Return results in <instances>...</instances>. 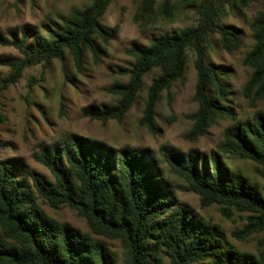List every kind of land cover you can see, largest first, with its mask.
Here are the masks:
<instances>
[{"label":"trees","instance_id":"trees-1","mask_svg":"<svg viewBox=\"0 0 264 264\" xmlns=\"http://www.w3.org/2000/svg\"><path fill=\"white\" fill-rule=\"evenodd\" d=\"M109 1L94 0L91 6L74 11L56 23L55 29L47 27L49 38L38 32L32 45L27 43L30 29L23 27L21 37L14 31L13 39L4 42L14 46L23 60L12 63V81L25 66L63 59L66 49L74 55L77 67H81L86 51L99 53L95 37L104 41L111 37L98 19ZM229 3L198 0L193 5L195 25L156 36L149 45L132 42L128 53L135 62L130 69H122L128 81L111 86L113 92L121 94L120 101L85 106L83 115L103 122L121 121L142 87L144 75L157 67L160 73L149 88L143 118L154 132L156 104L161 93L182 76L190 48L195 54L199 106L192 116L194 126L189 135H204L212 114L229 110L208 93L212 86L220 93L222 80L207 59L212 34H219L225 46L237 41L235 33L221 22V8ZM252 28L256 45L245 62L255 70L248 85L260 83L264 90V4ZM227 112L234 117L230 110ZM217 148L264 165V112L233 122ZM37 158L53 181L34 171L30 174L32 183L26 182L19 176L16 159L0 161V264H162L161 249L170 252L171 264H264V250L257 256L225 247L217 226L197 218L189 205L179 202L147 149H115L104 142L70 135L43 148ZM197 158L196 150L165 156L172 170L187 181V189L199 195L201 207L216 203L249 212L246 224L237 232L240 238L264 230V190L259 183L230 170L216 152L201 157L202 167ZM39 198L54 206L68 204L97 233L120 236L126 245V258L119 262L104 241L58 222L41 207Z\"/></svg>","mask_w":264,"mask_h":264},{"label":"rangeland","instance_id":"rangeland-1","mask_svg":"<svg viewBox=\"0 0 264 264\" xmlns=\"http://www.w3.org/2000/svg\"><path fill=\"white\" fill-rule=\"evenodd\" d=\"M196 1L110 0L98 19L111 37L107 41L95 37L99 53L94 55L86 51L81 67H77L74 55L66 49L63 59L25 66L18 79L12 81L15 74L12 63L22 62L23 56L14 46L6 44L5 39L12 40L14 31L21 37L25 26L32 32L27 41L29 45L33 44L38 32L49 38L48 26L55 29L56 23H62L63 18L70 17L76 10L91 6L94 0H0V59L3 61L0 62V161L16 159L19 176L32 183L30 174L34 171L53 181L52 174L38 160L37 154L70 135L104 142L115 149L126 146L147 149L172 184L173 196L189 205L197 218L217 226L225 247L259 256L264 250V230L244 239L237 235L246 224L249 212L216 203L201 207L199 195L187 189V181L172 170L165 156L196 150L197 162L202 167L201 157L216 152L230 170L242 172L264 190V165L233 153H221L217 148L225 129L233 122L252 119L258 111L264 112V90L260 83L248 85L255 69L245 62L256 45L252 22L264 0H230L221 8V22L235 33L236 43L225 46L219 34H212L208 40V62L222 80L220 93L213 86L208 93L234 117L228 114L229 110L215 112L204 135L190 137L194 126L192 116L199 106L195 97V54L190 48L182 76L161 93L156 104L154 132L143 118L149 88L160 73L157 67L144 75L143 85L121 121L103 122L83 115L85 106L120 101L121 94L113 92L111 86L128 81L122 69H130L135 62L128 53L132 42L149 45L156 36L195 25L197 14L193 5ZM38 202L58 222L68 223L104 241L119 262L126 258V245L120 236L93 231L66 203L54 206L42 198ZM159 253L162 264H171L169 251L161 249ZM196 264H207V261Z\"/></svg>","mask_w":264,"mask_h":264}]
</instances>
